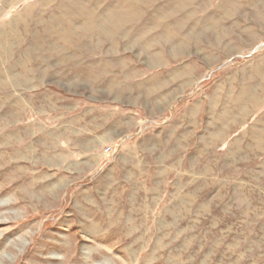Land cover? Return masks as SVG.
Segmentation results:
<instances>
[{"label":"rangeland","instance_id":"rangeland-1","mask_svg":"<svg viewBox=\"0 0 264 264\" xmlns=\"http://www.w3.org/2000/svg\"><path fill=\"white\" fill-rule=\"evenodd\" d=\"M64 258L264 264V0H0V264Z\"/></svg>","mask_w":264,"mask_h":264},{"label":"bare ground","instance_id":"bare-ground-1","mask_svg":"<svg viewBox=\"0 0 264 264\" xmlns=\"http://www.w3.org/2000/svg\"><path fill=\"white\" fill-rule=\"evenodd\" d=\"M21 245V244H20ZM7 249H10V248H7ZM13 249V248H12ZM88 258V257H87ZM86 258V259H87ZM92 258H93V256H92ZM1 260H3V259H1ZM66 262H67V259L66 258H64L60 263H62V264H66Z\"/></svg>","mask_w":264,"mask_h":264},{"label":"built area","instance_id":"built-area-1","mask_svg":"<svg viewBox=\"0 0 264 264\" xmlns=\"http://www.w3.org/2000/svg\"><path fill=\"white\" fill-rule=\"evenodd\" d=\"M109 151H110V149L107 148L105 152L108 153Z\"/></svg>","mask_w":264,"mask_h":264}]
</instances>
